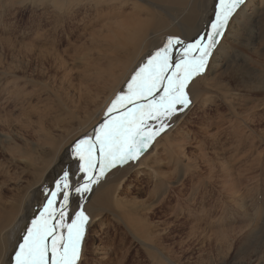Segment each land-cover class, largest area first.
<instances>
[{"label":"rangeland","instance_id":"obj_1","mask_svg":"<svg viewBox=\"0 0 264 264\" xmlns=\"http://www.w3.org/2000/svg\"><path fill=\"white\" fill-rule=\"evenodd\" d=\"M69 1L71 2V0H54L55 3L53 0H0V169L2 170L0 176L2 178L4 176L3 180L0 177V182L8 181L11 186L18 182L8 179L13 176L23 177L24 187L29 186L33 181L30 172H23V157L19 156L20 151L23 150V141H38L36 139L38 132H34L30 124L34 125L42 121L45 130H53L56 126L55 122H52L53 114L46 111L45 106L50 107L53 104L57 91L66 99L73 96L72 89H62L61 85H72L74 78L83 80L80 70L91 62L95 64L104 60L95 58L99 55V48L92 51L93 56L84 58V61L80 59L88 49L92 48L91 45H95V37L98 33L107 35L102 30L106 29L104 25L108 22H92L90 17L84 16L88 11ZM260 1L256 0V3ZM153 6L156 5L153 3ZM83 29L87 31L86 34ZM35 31L40 34H36ZM253 41L258 39L254 38ZM245 51L247 55H251V51L248 52L247 48ZM93 58L97 61L93 62ZM23 92L27 95L24 104ZM235 93H237L234 95L236 100H232L236 104L234 113H231L229 106L219 108L215 106L204 116L212 122L208 125L200 120L204 108L200 107L199 101H191L180 130L177 131L179 136L176 141H171L176 145L175 150H178L176 152L182 153L181 157L185 156L183 157L185 165L166 170L168 155L163 146L164 142L153 141V149L154 147L156 149L147 150L142 157L141 162L145 168L141 171L144 173L138 175L136 170L128 180L115 189L114 196L123 200L116 209L134 206L148 215L149 205L160 207L166 198L159 200L156 190L158 187L154 188L153 185L161 183L166 187L170 195L168 203L165 208H160L159 215L152 219L156 221L159 230L165 229L160 232L168 234L166 239L164 236H158L167 249L165 256L156 254L155 248L148 246L156 257L153 259L154 255H151L150 258V254L146 252L147 244L134 238L127 231L125 223L116 220L111 212L103 211L104 226L99 224L89 231V235L102 238H98L94 246L91 245L98 248L94 251L98 254L97 257H102L106 250H112L123 244L125 245L123 250L118 252L114 249L118 252L114 255V260L118 262V257L124 258L123 255L128 250L126 264H161V260L163 264H255L257 262L253 261L258 257V250L264 239L256 238L247 243L244 241L245 235L251 232L248 230L252 229L251 226H255L254 223L264 230V174H260L261 170H264V95L255 96L245 91ZM251 97L256 99L251 102L249 100ZM218 102L220 100H217ZM253 103L260 105L249 112L248 106ZM100 120L98 123L104 119ZM170 129L160 133L159 136L169 131L176 133L174 126ZM185 131L188 132L189 137L185 136ZM192 132L199 134L193 135ZM92 135L90 133L89 136ZM8 141H11L10 144ZM14 143L19 145L17 149L19 154L13 153L10 149L17 148ZM154 155H158L156 159L151 158ZM155 160H158L157 165L162 164V169L167 172V176L162 180L150 178L148 164L157 166L156 163L153 164ZM187 162L191 164L195 162L196 167L193 164L189 166ZM171 166L174 167L173 164ZM8 168L12 169L13 175L7 173ZM113 169L107 170L102 178ZM254 169L256 172H252ZM82 173L78 169L75 176ZM255 174L256 179L253 178ZM246 176H249L248 179ZM60 178L56 175L53 180L50 179L54 185ZM183 180L185 185H182ZM234 185L239 193H232L234 189H227ZM246 187H255L256 196H253L254 190L249 194L247 192L249 189ZM170 189L179 192L181 202L185 201V203L179 205L176 192L169 191ZM45 196L42 194L38 198L43 202ZM89 202L88 199L87 203ZM263 230L255 233H263L260 235L264 236ZM105 231L107 233H103ZM15 246L13 240L8 249L9 257L14 260ZM261 253L258 264H264V252ZM156 260H159L158 263Z\"/></svg>","mask_w":264,"mask_h":264},{"label":"bare ground","instance_id":"obj_2","mask_svg":"<svg viewBox=\"0 0 264 264\" xmlns=\"http://www.w3.org/2000/svg\"><path fill=\"white\" fill-rule=\"evenodd\" d=\"M218 2L219 0H71V4L78 5L84 11H88V14L84 16L90 17L92 22H108L107 25H104L106 29L102 30L107 35L98 33L95 37V45H91L92 48L88 49L80 59L84 61V58L93 56L92 51L99 48V55L95 58L104 60L99 62L93 58V62L97 61L95 64L91 62L90 65L79 71L83 80L74 78L72 85H61L62 89H72L73 96L66 99L57 91L53 104L50 107L45 106V110L53 114L52 122L56 124L53 130H45L42 121H38L34 125L30 124L31 129L34 132H38L36 134L38 141H23V150L20 151L19 156L23 157V172H30L33 176L32 183L24 187L23 177L21 176L8 178L10 181L12 179L19 182H13L12 186L8 181L0 182V264H15V260L10 258L8 254L9 245L15 240V254L18 251V244L23 242L26 229L31 226L32 219L42 211L47 198V190L55 189V183L53 185L51 182L53 177L56 175L62 177L65 171H69L74 184L77 182L83 184L85 182L84 173L77 175V177L75 176L80 162L73 153L74 143L86 135L89 136L90 133L93 134L92 136L95 135L98 129L97 124H100L98 121L107 117V110L111 103L122 91L127 92V84L130 82L131 77L146 62L147 58L154 54L158 47L163 46L169 36L180 37L191 43L201 36L206 37L209 35L211 22H214L216 18ZM153 3L156 6H153ZM60 9L59 12H61ZM263 17L264 0H261L258 4L256 0H245L244 5L238 8L229 18L224 34L220 37L217 47L213 50V55L209 57L205 70L195 76L189 83L187 89L189 98L191 101H199L200 107L204 108V114L200 117L203 123L207 125L212 123L208 117L204 116H206V113H210L215 106L217 108L229 106L231 113H234L236 104L232 100H236L234 98V95H237L236 91L253 93L255 96L258 94L264 95ZM52 24L51 26L54 25ZM83 31L86 34L87 31L85 29ZM35 33L40 34L37 31ZM254 38L258 39V41H253ZM53 43L55 44L56 42ZM246 48L248 52L251 51V55H247ZM177 51H182V49H177ZM104 61L105 63L102 64ZM89 71L91 74H89ZM254 99L256 98L251 97L249 100L252 102ZM26 100L27 95L23 92V104ZM217 100H220V102L217 103ZM259 105L253 103L248 106L247 110L251 112ZM186 111L188 110L186 109L180 113L179 118H176V120L174 116L170 122V127L174 126L176 133L173 134L170 127H167L160 133L162 134L169 129L171 131L164 133L162 136H159V134L154 139V141H159V143L164 142L163 146H165V151L168 155L166 170H173V168L185 165L183 159L185 156L181 157L182 153L178 154L176 152L178 151L175 150L176 145L171 143V141L177 140L179 136L177 131L180 130L186 117ZM215 111L217 112V110ZM25 125L26 123L23 124V126ZM188 132L185 131L186 137H189ZM192 133L193 135L199 134V132ZM8 142L10 144L11 141ZM14 144L17 145V148L10 149L13 153H18L19 145ZM151 148L152 151L156 149L155 147L153 149L151 145L148 150ZM177 149L179 148L177 147ZM143 156L144 153L138 160L115 167L105 178L92 183L91 190L83 193L82 198L80 195L72 197L71 208L78 211L80 207H83L85 213L90 217L86 227L79 264H126L127 262L128 250L123 255L124 258L118 257V262L114 260V255L125 248L123 244L114 248L118 252H115L114 249L106 250L102 257H97L98 254L94 253L98 248L92 246H94L98 238H102L89 235V231H92L93 227L99 224L104 226L102 223L103 211L111 212V215L116 220L118 219L120 223H125L127 231L134 238L143 244H147V247L155 248L156 254L165 256L167 249L162 245L163 240H160L158 236H164L166 239L168 234L167 232H160L165 229L159 230L156 221L152 220L156 218L160 208H165L170 198L163 184L158 183L153 186L154 188L158 187L156 190L159 200L166 198L162 201L160 207L149 205L150 211L148 215L140 209L134 208V206H128L126 209H116V206L123 200L121 197L120 199L116 195L114 196L115 189L128 180V177L136 170L138 175L144 173V171H141V169L145 168L141 162ZM157 156L154 155L151 158L156 159ZM157 162L158 160H155L153 164L156 163L157 165ZM169 163L173 164L174 167ZM192 164L194 165L195 162H192ZM192 164L188 163L189 166H193ZM161 165L148 164L152 180H162L167 176L166 170L162 169L163 165ZM252 172H256V170L254 169ZM261 172L260 174H264V170H261ZM7 173L13 175L12 169L8 168ZM0 177L2 178V176ZM246 177L248 179L249 176ZM253 178H257L256 174ZM182 185H185V180H183ZM234 187L235 185L227 189H234L232 193H239V191H236L238 190L237 187L236 189ZM246 189H249L247 192L250 194L255 187H246ZM169 191L174 192L175 190L170 189ZM256 193L255 195L253 194L254 197ZM42 194L46 195L43 202L38 198ZM176 194L179 205L185 203V201L181 202L180 193L176 192ZM76 197L78 198L76 199ZM88 199L90 200L89 204L87 203ZM123 199L125 200V198ZM125 203L124 201L123 204L125 205ZM254 225L251 226L252 229L248 230L251 232L245 235V243L251 242V240L256 238L264 239V236L260 235L263 233H255V231H262L263 228H259L256 223ZM103 233H107V231ZM149 247L146 252L150 254V258L151 255H154L153 259H156L154 252ZM263 252L264 242L258 250V257ZM258 257L253 262H258L260 260ZM158 261L156 260L157 263ZM161 261L163 262V260ZM162 262L160 263L163 264Z\"/></svg>","mask_w":264,"mask_h":264},{"label":"snow or ice","instance_id":"obj_3","mask_svg":"<svg viewBox=\"0 0 264 264\" xmlns=\"http://www.w3.org/2000/svg\"><path fill=\"white\" fill-rule=\"evenodd\" d=\"M244 3L219 0L209 35L191 43L169 36L138 68L127 92L122 91L111 103L95 135L74 143L73 153L85 182L74 184L65 171L55 189L47 190L42 211L18 244L15 264H79L90 217L83 207L71 208L72 197L82 198L107 170L138 160L155 137L171 126L173 117L179 118L189 108V83L205 70L229 18Z\"/></svg>","mask_w":264,"mask_h":264}]
</instances>
